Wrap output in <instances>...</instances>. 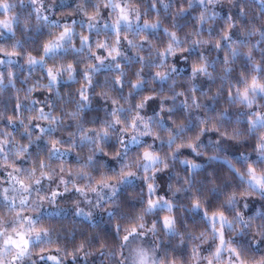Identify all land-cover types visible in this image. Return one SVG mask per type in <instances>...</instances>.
<instances>
[{
	"label": "clouds",
	"instance_id": "clouds-1",
	"mask_svg": "<svg viewBox=\"0 0 264 264\" xmlns=\"http://www.w3.org/2000/svg\"><path fill=\"white\" fill-rule=\"evenodd\" d=\"M0 264H264V0H0Z\"/></svg>",
	"mask_w": 264,
	"mask_h": 264
}]
</instances>
